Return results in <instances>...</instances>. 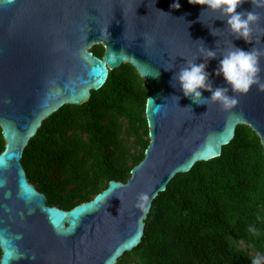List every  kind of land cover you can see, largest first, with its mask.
Returning <instances> with one entry per match:
<instances>
[{
  "label": "water",
  "instance_id": "water-1",
  "mask_svg": "<svg viewBox=\"0 0 264 264\" xmlns=\"http://www.w3.org/2000/svg\"><path fill=\"white\" fill-rule=\"evenodd\" d=\"M173 2L0 0V127L6 142L0 153V264H118L141 244L153 201L176 175L220 157L239 125L250 127L264 148V92L256 86L244 95L230 93L238 104L228 112L212 102L193 104L178 84L172 86L175 71L203 61L213 87L224 86L215 70L232 44L261 52L264 80V3L246 0L237 8L260 17L247 44L218 14L202 13L188 0H179L175 10ZM97 45L105 48L102 58L91 51ZM202 48L215 50L216 59L207 61ZM124 64L152 89L145 158L126 183L110 181L93 200L69 211L50 206L28 179L26 147L47 118L86 103ZM157 71L159 77H152Z\"/></svg>",
  "mask_w": 264,
  "mask_h": 264
},
{
  "label": "trees",
  "instance_id": "trees-1",
  "mask_svg": "<svg viewBox=\"0 0 264 264\" xmlns=\"http://www.w3.org/2000/svg\"><path fill=\"white\" fill-rule=\"evenodd\" d=\"M91 51L102 58L105 48ZM151 94L136 69L124 64L86 103L66 105L43 122L22 164L50 206L72 210L110 181L131 178L150 144ZM5 147L0 127V153ZM118 264H264V148L258 135L239 125L220 157L176 175L153 201L141 244Z\"/></svg>",
  "mask_w": 264,
  "mask_h": 264
},
{
  "label": "clouds",
  "instance_id": "clouds-1",
  "mask_svg": "<svg viewBox=\"0 0 264 264\" xmlns=\"http://www.w3.org/2000/svg\"><path fill=\"white\" fill-rule=\"evenodd\" d=\"M245 2L246 0H188L190 5L201 6L204 9L202 13L210 11L218 14V19L225 22L226 28L234 35L235 39H242L249 44L252 25L257 24L260 17L253 11L238 12L237 8ZM261 2L264 3V0ZM180 6L179 0H174L170 8L179 10ZM200 16L198 21H200ZM210 33L215 36V32L211 29ZM201 43L203 44V41ZM201 51L205 53L207 61L217 57L215 50L202 48ZM261 55V52L254 48L245 50L232 44V47L221 55L215 70V75L222 77L224 86L213 87L209 73L206 71L207 63L204 61L187 63L186 66L175 71L172 76V86L175 87L178 84L184 98L190 99L193 104L207 105L206 102H212L219 104L226 112L231 111L237 106L238 100L235 95H230V93L244 95L253 86L264 92V80L260 76ZM164 70L171 71L172 69L164 68ZM159 75L160 73L157 71L152 77L158 78ZM203 91L209 92L210 96L204 97ZM172 97L177 102L180 99L178 96ZM186 108L191 109L190 106Z\"/></svg>",
  "mask_w": 264,
  "mask_h": 264
}]
</instances>
